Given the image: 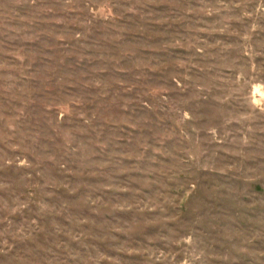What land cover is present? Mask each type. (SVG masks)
Instances as JSON below:
<instances>
[{"label": "rangeland", "instance_id": "1", "mask_svg": "<svg viewBox=\"0 0 264 264\" xmlns=\"http://www.w3.org/2000/svg\"><path fill=\"white\" fill-rule=\"evenodd\" d=\"M0 264H264V0H0Z\"/></svg>", "mask_w": 264, "mask_h": 264}]
</instances>
